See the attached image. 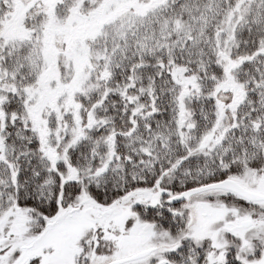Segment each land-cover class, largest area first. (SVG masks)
Masks as SVG:
<instances>
[{
    "label": "snow or ice",
    "instance_id": "1",
    "mask_svg": "<svg viewBox=\"0 0 264 264\" xmlns=\"http://www.w3.org/2000/svg\"><path fill=\"white\" fill-rule=\"evenodd\" d=\"M0 264H264V0H0Z\"/></svg>",
    "mask_w": 264,
    "mask_h": 264
}]
</instances>
